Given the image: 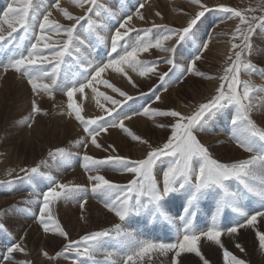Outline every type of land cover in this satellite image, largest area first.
<instances>
[{
	"label": "snow or ice",
	"instance_id": "1",
	"mask_svg": "<svg viewBox=\"0 0 264 264\" xmlns=\"http://www.w3.org/2000/svg\"><path fill=\"white\" fill-rule=\"evenodd\" d=\"M72 2L80 8L88 5L83 16L74 15L68 9L61 7L60 0H55L50 8L39 13V16H42V22L34 24L32 17L37 15L38 10L34 7L33 0H12L7 11L3 13L4 22L8 24L10 30L7 35H4L0 28V71L6 74L12 70L25 77L37 97L41 93H46L50 98H54L56 91H61L66 95V115L74 117L83 125L84 132L90 138V140L77 141V143L83 144L85 149L82 166L86 172L97 171L100 167L107 165L132 173L134 176L127 184L116 183L99 174L88 176V180L92 182L91 191L102 196L104 206L118 217L120 223L86 233L78 240L68 239V233L53 217L51 205L60 199H78L80 193L86 191L87 188L79 184L60 183L49 177L50 186L40 194L41 207L37 219L45 232L58 233L67 242L62 250L55 253V256L49 255L47 251L42 254L50 260L74 254L77 264L81 258H87L93 261V264H136L137 261H142L146 257L150 258L151 254L167 256L168 253L174 251L175 257H180L182 253H194L202 260V264H210L199 247L201 239L206 238L208 241H214L223 249V259L226 264H247L244 259L238 258L225 247L221 236L225 232L236 234L246 226L255 227L257 218L264 217V128L260 127L253 119L254 110L264 105V98L258 96L259 92H264V88L257 86L251 80L241 78L242 72L249 75L259 72L264 75V68H258L246 57L253 47L251 41L256 28L264 26V14L255 15L256 8L241 10L223 4L217 5L214 9L204 0H191V3L197 5L199 10L190 17L186 26L170 27L157 25L153 22L152 28L165 29L163 34L153 37L150 35L151 28L136 29L129 25L133 15L141 21L145 20L144 15L140 12V9L145 5L140 3L135 13L126 14L123 22L114 30L106 61L93 64L90 60L85 59L82 64L87 67L81 69L80 65H77L78 73H70L65 80L61 81L59 78L66 57H71L73 52H79L77 44L81 46L85 44V41L77 33V26L81 21H88V32L91 33L95 22L92 21L89 14H95V10L102 7L98 0H72ZM262 4H264V0H262ZM14 5L19 6L14 7ZM51 8L62 12L63 16L72 23L64 25L50 19ZM213 10L227 13V19L238 18L239 20L231 33L227 66L223 70V75L219 77L220 84L215 90V94L207 101L200 103L190 115H185L174 109L161 110L152 107H144L142 113H132V115L143 114L174 119V123L169 125L171 135L167 141L162 146L152 147L147 140H142L139 135L126 128L124 121L130 120L132 115L119 116L117 113V108L123 106L126 101L132 100L133 97L109 80L103 79L101 74L112 69L123 74L130 83H133L134 87L136 85L128 72L125 71L126 67L138 71L141 77L148 76L150 73L157 76L160 85L167 82L166 78L174 69L179 70L181 74L189 73L197 77L217 79V77L206 74L197 68V61L201 60L202 53L208 49L211 38L208 41H202L198 47H196L195 41L196 27L202 18ZM260 11L264 13V6L260 7ZM156 15L160 16L161 14L157 12ZM39 16H37L38 20ZM102 26L100 25V27ZM37 28L38 34H36ZM53 30L63 32L65 37L58 46L46 42V31ZM18 31H22L23 35L14 36L13 34ZM30 31L32 33L31 40L34 42L29 40L28 46L24 47L23 42L29 37ZM132 32L137 33L135 39H126ZM141 33L143 34L141 35ZM14 41L19 42L13 43ZM185 42L196 47V54H189L190 60L187 66L177 63L178 50ZM151 49H157L167 54L162 58L163 62L170 66L167 71H158L159 60L142 61L138 58L139 54L149 52ZM45 51L48 52V55L44 54ZM97 83L104 84L124 99H114L112 96L99 92L98 95L112 102L114 107L104 108L103 105H99L104 115L86 118L82 114L83 108L77 103L75 96L77 93L83 94L85 89H91L93 93H97L98 90L94 86ZM155 90V88L151 89L153 92ZM142 95L144 94L142 93ZM160 99L159 95L155 96L156 101ZM31 103L30 120L34 118L35 114L41 112L47 114L35 98ZM227 107L233 110L229 121L231 138L244 151L254 153L246 159L231 163L221 162L214 158L209 147L197 136L198 132L207 129L208 122L215 113ZM113 113H117L116 119H105V116L111 117ZM159 126L164 127V125ZM110 127H119L127 132L133 140L147 144L150 150L146 156L143 159L132 160L120 155H108L104 158L88 155L86 150L89 143L98 149H103L97 137L101 132H107ZM109 148L113 152L116 151L112 145ZM103 150L107 151V149ZM68 155L67 150L62 147L48 152V157L56 161H60ZM162 157H168L169 160L162 172V181L158 182L154 170ZM45 164H47V160H42L39 164L31 168H22L20 171L25 174V178H36L43 175L40 169L41 165ZM177 191L186 193V201L183 208L184 215L179 217L183 221V228L178 229V235L174 242L141 239L135 232L126 228L125 222L130 216L143 212L153 213L172 223V218L164 210V204L167 198ZM209 193L214 194L216 198V215L207 230L198 231L193 227L192 221V217L195 215V206L203 196ZM245 197L249 200L257 199L260 210L254 213L246 211L241 203ZM86 203L87 199L84 198L81 208ZM226 209H232L239 213L244 218L243 222H237L227 228L221 227L217 223V217L222 215ZM0 227L3 226L0 225ZM257 234L259 246L264 249V232ZM109 240L114 241L115 245L107 246ZM235 246L241 252L244 251L239 243ZM15 252L24 253L25 248L20 243H14L7 249V254L2 259L12 260ZM100 254L103 255V259H98ZM17 264H31V262L21 260ZM174 264H180L179 260H175Z\"/></svg>",
	"mask_w": 264,
	"mask_h": 264
},
{
	"label": "rangeland",
	"instance_id": "2",
	"mask_svg": "<svg viewBox=\"0 0 264 264\" xmlns=\"http://www.w3.org/2000/svg\"><path fill=\"white\" fill-rule=\"evenodd\" d=\"M33 1L36 2L37 0ZM38 1L37 5L46 2L43 6L44 9L50 7V3L47 1L51 0ZM100 1L105 4L103 6L104 10L103 8L102 11L98 9L100 14L102 12L104 21H109V30L106 32L100 31L101 34L97 32V27L95 25L97 19L94 17V14H89L92 17V21L95 22L91 33L88 32L89 22L81 21L80 25L77 26V33L82 35L81 38H83L85 44L84 46L77 44L76 47L79 49V52H73L71 57H66V62L61 69V76L59 78L61 81L68 77L66 74L67 69L69 73H78V68L77 66L75 67L74 64L80 65L81 69L87 67V65L82 64V61L85 59L90 60L93 64L106 61L110 52V41L106 37V34L109 33L110 36V33H112L111 29L113 27L111 26L115 25V18H119L122 14L125 16V14L128 13H135L139 4H145L147 0ZM100 1L98 0L99 4L101 3ZM158 1L161 3L159 13L163 14L164 18L161 16H158V19L147 17L144 22L148 28L152 29L150 35L153 37L160 35L155 28H152L153 22L157 25L184 27L190 17L199 10L197 5L191 3V0ZM170 1H177V3H171ZM9 2L10 0H0V20H4L3 13L7 10ZM204 2L214 9L217 5L223 4L241 10L256 8L257 11L254 13L255 15L264 14L260 11V7L264 6L262 0H204ZM1 3L3 4L1 5ZM107 10L111 11L109 12ZM85 12L86 11L79 12L76 16H83ZM142 14L144 15V13ZM173 14H178L179 19L177 21H172ZM37 16H39V14L32 17L34 24L42 22V16H39V20ZM227 16L228 14L223 11L213 10L202 18V21L195 29L196 47H198L202 41H208L209 38H211L209 44L213 47L212 50L207 49L202 53L201 60L197 61V68L206 74L217 77V79L197 77L189 73L181 74L179 70L174 69L169 74V77L166 78L167 82L160 85L158 77L151 75V82L149 81V83H146L148 81L144 80L143 82L135 83L137 87L136 91H142L144 95L139 93L137 95L138 97L132 96V100L126 101L123 106L117 109L119 116L132 115L134 112L140 113L142 111L141 108L143 109L150 104L154 106H151L152 108H159L161 110L174 109L185 115H190L196 110L200 103L210 99L215 94V90L220 84L219 77L223 75V70L227 66L226 61L231 47V33L239 23L238 18L227 19ZM110 17H112L113 21ZM62 23H65V20ZM70 23H72V21L68 24ZM141 23L142 21L140 19L139 23H137V21L135 22L137 26H140ZM102 28H104V26H102ZM142 29H146V26ZM36 34H38V28L36 29ZM13 35L19 37L23 35V32L18 31ZM31 35L32 33L30 31L29 37L26 39L28 43L29 40H31ZM134 35L135 33H130L129 38L126 39L134 40ZM61 37H64V34ZM31 42H34V40H31ZM251 43L253 47L250 54H246L247 59L258 68H264V26L256 28ZM196 47L188 42L183 43L178 50L177 63L187 66L190 60L189 54L195 55ZM95 49L99 50L97 56ZM44 54L48 55V52L45 51ZM149 56H151L149 59L144 58L145 60H143H159L157 64L158 71L164 72L170 67L168 65L167 68H160L163 59L159 50L152 49ZM64 72H66V76L64 75L65 78H63ZM17 74L15 71L10 70L5 75L12 76V78H10L12 85H18L21 82L24 83L25 86L22 85L24 92H22V89L17 92L18 94L12 92L13 90L6 92L7 89H4V85H1L3 88L0 86L3 93L0 96V225L3 226L0 227V264H17V262L21 260L30 261L31 264H77L74 254L65 255L52 260L42 254L44 251H47L49 255L55 256V253L62 250L67 242L65 238L61 237L58 233L52 231L45 232L43 226L37 219L41 207L40 194L46 191L47 187L50 186L51 180L49 177L54 178L60 183H68L70 185L79 184L87 188L86 191L80 193L78 199H60L54 201L51 205L52 215L68 233V239L78 240L79 237L86 233L109 228L116 223H120L118 217L104 206L102 196L91 191L92 182L88 180V176L99 174L116 183L127 184L128 181L133 179L134 174L107 165L100 167L97 171L86 172L82 166V158L85 149L83 144L77 143V141L81 139L90 140V138L87 137V134L84 132L83 125L76 121L74 117L66 115L67 97L64 96V99L61 101L54 98L49 99L46 93H41L37 97L32 92L27 79L19 74L21 76V81L19 82ZM5 75L0 74V80ZM241 78L244 80H251L257 86L264 88V75H261L259 72H253L251 75L242 72ZM119 85L121 86L122 84ZM157 85L160 86L157 87ZM26 86H28L27 89L25 88ZM153 88L156 89L155 92L151 91ZM122 90L127 93L131 92L130 87L122 88ZM57 92H59L60 96L65 95L61 91H56L55 95ZM97 92L99 93L100 91ZM11 95L15 98L11 97ZM156 95L161 97L159 101L155 100ZM258 96L264 98V92H259ZM113 97L114 99H122L119 94ZM34 98L37 100L39 106L43 110H46L47 114L45 115L44 112L35 114L34 118L30 120L29 117L32 115L31 101ZM101 98L104 99V97ZM75 99L79 104L77 96H75ZM49 101L50 104H48ZM110 103L108 104L109 108L113 107ZM2 104H4L5 107ZM13 110L15 111L13 112ZM232 111V108L227 107L215 113L214 117L209 120L207 129L197 133L201 142L209 147L213 157L225 163L246 159L254 154L246 152L238 147L236 142L231 138L229 121ZM117 113H113L111 117L105 116V119H116ZM83 114L86 118L90 117L89 113L83 112ZM146 119L147 121L145 123L143 121L124 123L126 128L131 129V131L139 135L142 140H147L152 147L162 146L171 135V128L169 125L174 123V119L161 116H146ZM253 119L260 127L264 128V105L254 110ZM29 124H31V126H29ZM67 125L70 126L68 131L64 129ZM159 125H164V127H160ZM110 128L115 130L107 134L106 132H101L97 137L98 142L103 146V149H107V151L98 148H95V151L87 149L88 155L96 157V150H101L102 155L99 154L100 157L96 158H104L108 155H120L129 157L132 160H138L143 159L150 150L147 144L133 140L127 132L121 130L119 127ZM110 128H108V130ZM202 133H209L214 141L202 137ZM110 145L115 147V152L109 148ZM60 147L65 148L69 153L66 158L56 161L48 157V152L50 150ZM140 154L143 155L141 156ZM42 160H47V164L41 165L40 171L43 175L36 178H25V174L21 172L20 169L31 168L39 164ZM168 160V157H162L161 160L157 162L154 171L156 172L157 176H155V178L158 182L162 181L161 174L166 168ZM9 173L11 174L9 175ZM84 198L87 199V203L81 208V202ZM245 199L248 198L245 197ZM185 201L186 193L177 191L171 194L164 204V210L169 217L172 218V224L175 225L177 230L183 228V221L179 219L178 214L184 215V212L179 210L185 207ZM251 201H254V209L256 211L260 210L258 200L254 198ZM214 203H216V198L214 194L209 193L203 196L196 204L195 208L199 206L203 209L201 212L196 211L195 215L192 217V221H198V225H194L196 223L193 222V227L196 230H207L209 227L208 224H203L201 221L205 213L206 215H211V218H207V221L211 219V222H213V217L216 215V206H214ZM146 214L149 216L155 215L153 213L143 212L138 215L130 216L132 219L129 217L125 222L126 228L135 232L141 239H150L148 237L149 235L142 234L139 229L142 225L141 223L145 221L143 219L140 220L139 216H147ZM222 215L217 217V223ZM229 217L236 218L238 219L237 222L241 223L244 219L237 212L236 215L229 214ZM237 222H235V224ZM147 227L154 228L149 225V223ZM227 227L229 226H225L224 228ZM249 229H240L237 233V236H240V238L237 239L235 243H225V241H223V238L226 237L223 235L226 232L222 235L221 241L229 251L238 258L244 259L247 264H258L259 261L255 258L254 254H252V251L254 248H260L259 237L256 233H253V242L250 241V238L247 236ZM155 232L161 236V233ZM162 233H166V230H163ZM174 237L175 236H173V239ZM157 241H160V239ZM14 243H20L21 246L25 248V252L13 253L12 260L2 259L7 254V249ZM204 243L205 242H200L199 247L210 264H226L223 259V249L215 244L213 247L217 246L219 249L208 250V246L204 245ZM237 243L244 246L247 257L235 246ZM114 245V241H107V246L112 247ZM262 252L264 254V249ZM98 259H103V255H98ZM178 259L180 264H202V260L194 253H182L180 257H175L174 251L168 253L167 256L151 254L150 258L146 257L142 261H137L136 264H174V261ZM79 264H93V261L87 258H81Z\"/></svg>",
	"mask_w": 264,
	"mask_h": 264
},
{
	"label": "bare ground",
	"instance_id": "3",
	"mask_svg": "<svg viewBox=\"0 0 264 264\" xmlns=\"http://www.w3.org/2000/svg\"><path fill=\"white\" fill-rule=\"evenodd\" d=\"M100 1V0H99ZM165 2H168V1H166V0H164ZM39 1L37 0L36 2H34L33 1V4H35L34 5V7L38 10V12H37V14H39L40 12H43V10H44V4L46 3H41V5H40V3L37 5V3H38ZM47 2H49L50 3V7H51V5L55 2V0H51V1H47ZM101 2V1H100ZM171 3H177V1H170ZM10 3H12V0H10V2H9V4ZM3 3H1V5H2ZM60 4H61V7L62 8H66V9H68L71 13H73L74 15H76V14H78L79 12H84V11H86L87 10V7H88V5L86 4L85 6H84V8H80V7H78L76 4H74L73 2H72V0H60ZM160 2L158 1V0H147L146 2H145V6H144V8H142V9H140V12L141 13H144V17H145V19L147 18V17H149V18H155V19H158V16L156 15V13L157 12H159V9H160ZM100 5L102 6L101 8H99L101 11H102V8H103V10H104V2H101L100 3ZM19 5H14V7H18ZM49 7V8H50ZM99 9H96L95 10V14H94V17L97 19L96 20V27H97V32L99 33V34H101L100 33V31L101 32H106V31H108L109 30V21L108 22H105L104 21V18H103V16H102V12H101V14H100V11H99ZM7 11V10H6ZM51 11H52V16L50 17V19H54V20H56V21H58L60 24H68L69 22H71V21H68L64 16H63V14H62V12H60L59 10H57L56 8H51ZM104 14V13H103ZM125 16H126V14H125ZM125 16H123V14H122V16L120 15V17L119 18H115L116 19V22H115V25L114 26H111V27H113L112 29H111V32L112 33H110V36H109V33H107L106 34V37L108 38V40L110 41L111 40V36L114 34V30L117 28V27H119V24L121 23V22H123V19H124V17ZM152 16V17H151ZM161 17H163V14H161L160 15ZM168 16V15H167ZM94 18V19H95ZM111 18V20H112V17H110ZM164 18V17H163ZM168 18H169V16H168ZM1 19V18H0ZM179 18H178V14H176V15H174L173 14V17H172V21H177ZM65 20V23H62L63 21ZM113 21V20H112ZM118 21V22H117ZM137 21V23H139V18L137 17V16H135V15H133V19H132V21H130L129 22V25L130 26H134L136 29H142V28H145V26H146V28H148V26L147 25H145L144 24V22H145V20L144 21H142V23H141V25L140 26H137L136 24H135V22ZM100 25H103L104 26V28H102V27H100ZM170 27H173V25L171 26L170 25ZM0 28H2V30H3V34L4 35H7V32L10 30L9 28H8V24L6 23V22H4V20H0ZM216 28V27H215ZM157 31H158V33L161 35V34H163L164 33V31H165V29H163V28H155ZM121 31H124V29H121ZM133 34L135 33V35H134V38L136 37V35H137V33L136 32H132ZM142 34V33H141ZM45 35H46V37H47V40H46V42L48 43L49 42V44H51V45H53V46H58V44L60 43V42H62L63 41V38L64 37H61L62 35H63V32H57V31H46V33H45ZM82 35H80V37H81ZM103 36V35H102ZM82 40H83V38H81ZM58 41V42H57ZM79 47H81V46H79ZM213 49V47H212V45L210 46V44H209V47H208V50H212ZM152 52V49L149 51V52H146V53H142V54H139V59L141 60H143L144 58L146 59V58H148L149 59V57H151V56H149V54ZM205 52V51H204ZM161 55H162V58L163 57H165L167 54L166 53H163V52H161ZM153 58V57H152ZM144 59V60H145ZM143 60V61H144ZM151 61H152V59H151ZM168 67V65L167 64H165L164 62H162V64L160 65V68H167ZM125 71H127L128 72V75L129 76H131V78H132V81L134 82V84L136 83H138V82H143L144 80H146V81H148V82H146V83H149V81H150V78L152 77L151 75V73L148 75V76H145V77H141L140 75H139V73H138V71H133L131 68H125ZM65 73L66 72H64L63 73V76L65 75ZM0 74H4L2 71H0ZM17 74V73H16ZM5 75V74H4ZM102 75V78L103 79H107V80H109L111 83H113V84H115L117 87H119V88H129L130 87V90H131V92L130 93H128L130 96H133V97H138L137 95L139 94V93H141L142 94V91L141 92H137L136 91V86L134 87L133 86V83H130L129 81H128V79L125 77V76H123V74H120V73H117V72H115L114 70H112V69H108V70H106L104 73H102L101 74ZM66 76V75H65ZM65 76L63 77V78H65ZM17 77L19 78V82L21 81V76L19 75V74H17ZM10 78H12V76L11 75H5L4 77H2V79L0 80V86L1 85H4L3 87H4V89L6 88L7 90H6V92H9L10 90L12 91V92H18L20 89H22V85L23 86H25L24 85V83H20V84H18V85H12V83H11V80H10ZM151 82V81H150ZM119 84H122L121 86L119 85ZM8 88H7V87ZM96 88H98V91H100V92H103V93H105L107 96H115V95H118L117 93H115V92H113L110 88H108L107 86H105L104 84H102V83H97V84H95L94 85ZM2 87V86H1ZM2 87V88H3ZM27 87L28 86H26L25 88L27 89ZM30 88V87H29ZM23 90V89H22ZM21 92V91H20ZM22 92H24V90L22 91ZM27 92V91H26ZM28 93V92H27ZM3 93H2V90L0 89V96L2 95ZM11 94V93H10ZM14 94V93H13ZM18 94V93H17ZM15 95V94H14ZM59 95V92H57L56 93V95H54V99H58L59 101H61L62 99H64V96H66V95H62V96H60ZM76 96L78 97V99H79V104L82 106V108H83V112H86V113H89L90 114V117H95L96 115H104V113H103V111H102V109L99 107V105H103L104 106V108H109L108 107V104L110 103V101H107V100H105V99H103V98H101V96H99L98 95V92L95 94V93H93L92 91H91V89H85V92L83 93V94H80V93H77L76 94ZM11 97H13L12 95H11ZM13 98H15V97H13ZM49 99H50V97H49ZM122 99H124L123 97H122ZM0 100H1V97H0ZM15 100V99H14ZM5 101H7V100H5ZM9 101H11V100H9ZM12 102V101H11ZM11 102H9V103H11ZM14 102H16V101H14ZM4 103V102H3ZM6 103V102H5ZM52 103V102H51ZM48 104H50V101H49V103ZM110 104H112V102L110 103ZM4 107H5V105L4 104H2ZM113 105V104H112ZM13 106V105H12ZM151 106H153V105H148V106H146V107H151ZM113 107H114V105H113ZM154 107V106H153ZM112 108V107H111ZM119 108V107H118ZM117 108V109H118ZM136 110H137V107H136ZM141 110H142V108H141ZM15 110H13V112H14ZM140 113H142V111L140 112ZM83 114V113H82ZM84 115V114H83ZM147 117H149V116H147ZM137 121H143L144 123L147 121V119H146V116L145 115H143V114H140V115H134V116H132V118L130 119V120H126V121H124V122H137ZM74 124H75V122H74ZM132 124V123H131ZM141 124V123H140ZM71 125H72V123H71ZM144 125V124H143ZM138 127V126H137ZM142 127V126H141ZM64 129L66 130V131H68L69 129H70V126L69 125H67L66 127H64ZM113 130H115V129H109L107 132H106V134L108 133V132H110V131H113ZM202 137H205V138H209V139H212L210 136V134L209 133H202V135H201ZM217 136V135H216ZM219 136V135H218ZM213 141H214V139H212ZM96 147L95 146H93V145H91V143H89L88 144V147H87V149H92V150H94ZM140 150H142V149H140ZM95 151V150H94ZM139 152H141V151H139ZM96 157H100L99 156V154H101L102 155V153H101V150H96ZM141 156L143 155V154H140ZM154 173H155V176H157L156 175V172L154 171ZM161 176H162V174H161ZM160 176V177H161ZM210 198V197H209ZM206 199V198H205ZM208 199V198H207ZM147 215V214H146ZM260 220H261V224H260ZM145 222V221H144ZM250 228V229H249ZM252 228V229H251ZM245 229H249V231H248V233H247V236H248V238H250L249 240L250 241H252L253 242V237H252V235H253V233H256V235L258 236V232H264V217H258L257 218V223H256V225H255V227H252V226H246L245 227ZM156 233V232H155ZM157 234V233H156ZM223 236H226V237H224L223 238V241H225V243H235V242H237V239H239L240 238V236H237V233L236 234H227V233H225ZM222 237V236H221ZM225 239V240H224ZM201 243L202 242H205L204 243V245H207L208 247H207V249L209 250V249H212V250H215V249H219L217 246H215V247H213L214 245H215V242L214 241H208L206 238H202L201 239V241H200ZM257 243H258V241H257ZM242 247H243V249H244V251L243 252H241L243 255H245L246 257H247V255H246V249L244 248V246L243 245H241ZM252 248V247H251ZM263 249L260 247H258V248H254V250L252 251V254H254V256H255V258L256 259H258V261H259V263L258 264H264V254H263ZM179 260V259H178ZM213 260V259H212ZM225 262V261H224ZM226 263V262H225Z\"/></svg>",
	"mask_w": 264,
	"mask_h": 264
}]
</instances>
